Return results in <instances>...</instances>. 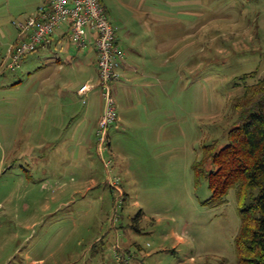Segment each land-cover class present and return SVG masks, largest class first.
Wrapping results in <instances>:
<instances>
[{
  "label": "rangeland",
  "instance_id": "1",
  "mask_svg": "<svg viewBox=\"0 0 264 264\" xmlns=\"http://www.w3.org/2000/svg\"><path fill=\"white\" fill-rule=\"evenodd\" d=\"M48 1L0 0V264H237L236 191L208 206L195 165L264 79V0H101L141 73L120 85L102 151L95 45L70 37L18 65L10 53L15 24Z\"/></svg>",
  "mask_w": 264,
  "mask_h": 264
},
{
  "label": "trees",
  "instance_id": "2",
  "mask_svg": "<svg viewBox=\"0 0 264 264\" xmlns=\"http://www.w3.org/2000/svg\"><path fill=\"white\" fill-rule=\"evenodd\" d=\"M234 108L239 124L230 130L228 144L221 150L209 146L195 170L209 183L208 206L225 205L236 191L241 216L237 264H264V79L246 87Z\"/></svg>",
  "mask_w": 264,
  "mask_h": 264
},
{
  "label": "built area",
  "instance_id": "3",
  "mask_svg": "<svg viewBox=\"0 0 264 264\" xmlns=\"http://www.w3.org/2000/svg\"><path fill=\"white\" fill-rule=\"evenodd\" d=\"M15 26L24 38L10 51L16 65L29 53L46 46L54 34L63 28H67L66 31L79 50L95 45L100 80L97 87L102 89L104 99L97 131L98 146L100 151L110 146V130L119 121L114 84L121 77L125 53L103 3L100 0H49L35 15ZM95 88L92 84H86L79 90L78 94L84 104H87L88 96Z\"/></svg>",
  "mask_w": 264,
  "mask_h": 264
},
{
  "label": "crops",
  "instance_id": "4",
  "mask_svg": "<svg viewBox=\"0 0 264 264\" xmlns=\"http://www.w3.org/2000/svg\"><path fill=\"white\" fill-rule=\"evenodd\" d=\"M43 5H45V4H41V5H39V8L41 7V6H43ZM38 8V9H39ZM67 30V28H63V29H60V30H58L55 34H54V36L50 39V42L46 45V46H48V47H50L53 43H55V41H57V43H61V42H65V41H67L68 40V38H70V35H69V33L66 31ZM117 34H118V32H117ZM118 38H119V34H118ZM20 41L18 40V42H16L14 45H16L17 43H19ZM121 43H122V41L120 40V38H119V44H120V46H121V48H122V45H121ZM122 50H123V48H122ZM143 50H144V48H143ZM95 51H96V49H95ZM124 51V50H123ZM130 52L136 57V59H137V61H139V62H144V56L145 55H143L142 54V50L141 51H139V50H133L132 48H130ZM97 53V52H96ZM124 53H125V51H124ZM143 53H146V51H144ZM126 55L127 54H125V63H124V65H123V68L121 69V71H120V73H121V77H120V79L118 80V81H116L115 82V84H114V86H115V97H116V95L118 94V92L120 91V85L121 84H125V83H127L128 84V82L131 80V78L134 76V74H136V75H138V76H140V72H139V70H138V68H136V67H134L133 65H131V64H127V61H126ZM97 58H98V55H97ZM50 61H54V62H51V64L52 65H54L56 62L57 63H59V64H64V63H62V61H61V59L59 58V57H56V59L55 58H53V59H51ZM61 61V62H60ZM97 62H98V60H97ZM59 64H57V65H59ZM62 66V65H61ZM124 75V76H123ZM124 78V79H123ZM124 80V81H123ZM88 84H90V83H88ZM86 85V84H85ZM83 87V86H82ZM81 87V88H82ZM80 88V89H81ZM80 89H78V91H77V96H78V98L83 102V98L81 97V96H79V94H78V92H79V90ZM122 90H124L123 88H121ZM42 91H45V92H47L48 91V89H41L39 92H42ZM61 91V90H60ZM125 91H128V86H127V89L125 90ZM51 92H53V90L52 89H50V92H49V94H51ZM62 92L64 93V90H62ZM69 92V91H68ZM119 94H120V92H119ZM84 104V103H83ZM84 105H87V104H84ZM100 117H101V115L99 116V119H98V121H97V129H98V125H99V122H100ZM118 123H121V118H120V122H118Z\"/></svg>",
  "mask_w": 264,
  "mask_h": 264
}]
</instances>
